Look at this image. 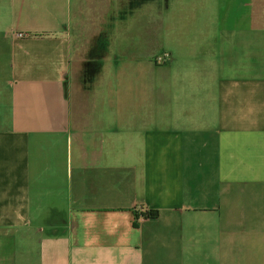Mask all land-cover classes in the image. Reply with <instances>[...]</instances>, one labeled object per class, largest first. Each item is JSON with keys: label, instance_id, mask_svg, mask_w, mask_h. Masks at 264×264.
Returning <instances> with one entry per match:
<instances>
[{"label": "crops", "instance_id": "1", "mask_svg": "<svg viewBox=\"0 0 264 264\" xmlns=\"http://www.w3.org/2000/svg\"><path fill=\"white\" fill-rule=\"evenodd\" d=\"M169 1L0 0V264H264V0L161 66Z\"/></svg>", "mask_w": 264, "mask_h": 264}, {"label": "rangeland", "instance_id": "2", "mask_svg": "<svg viewBox=\"0 0 264 264\" xmlns=\"http://www.w3.org/2000/svg\"><path fill=\"white\" fill-rule=\"evenodd\" d=\"M230 3L231 0H173L166 9L162 4L146 5L134 14L129 26L137 32L131 43L132 51L139 55L141 48L146 49V54L148 49L151 61L161 66L171 60L189 59L187 48L197 50L214 45V34L218 32ZM139 30L143 32L140 34ZM201 57L202 54L195 59ZM115 105L117 107V102Z\"/></svg>", "mask_w": 264, "mask_h": 264}, {"label": "water", "instance_id": "3", "mask_svg": "<svg viewBox=\"0 0 264 264\" xmlns=\"http://www.w3.org/2000/svg\"><path fill=\"white\" fill-rule=\"evenodd\" d=\"M253 7H254V0H248V3L246 4V7L243 10L242 15L236 18H232L230 16L231 10L229 8L226 16L221 19L219 24V30L221 34L223 35L225 34V32H227L229 38L232 39L233 38L232 35L235 28L239 27V24L251 15Z\"/></svg>", "mask_w": 264, "mask_h": 264}, {"label": "trees", "instance_id": "4", "mask_svg": "<svg viewBox=\"0 0 264 264\" xmlns=\"http://www.w3.org/2000/svg\"><path fill=\"white\" fill-rule=\"evenodd\" d=\"M140 216L144 217L145 219H148V218H154V217H157V213H154L152 211H149L148 213H142V214H139Z\"/></svg>", "mask_w": 264, "mask_h": 264}, {"label": "built area", "instance_id": "5", "mask_svg": "<svg viewBox=\"0 0 264 264\" xmlns=\"http://www.w3.org/2000/svg\"><path fill=\"white\" fill-rule=\"evenodd\" d=\"M19 37H23L22 35H19ZM158 63V62H157ZM160 64V63H159ZM138 213L139 214H142V213H148V211L147 210H145L144 208H139V210H138ZM142 217V216H141ZM144 218V217H143Z\"/></svg>", "mask_w": 264, "mask_h": 264}, {"label": "flooded vegetation", "instance_id": "6", "mask_svg": "<svg viewBox=\"0 0 264 264\" xmlns=\"http://www.w3.org/2000/svg\"><path fill=\"white\" fill-rule=\"evenodd\" d=\"M225 16H226V15H225ZM225 16H224V17H225Z\"/></svg>", "mask_w": 264, "mask_h": 264}]
</instances>
